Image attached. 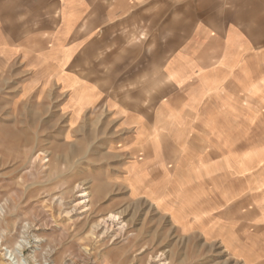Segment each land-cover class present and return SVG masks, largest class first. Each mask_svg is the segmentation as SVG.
I'll list each match as a JSON object with an SVG mask.
<instances>
[{
    "label": "rangeland",
    "instance_id": "1",
    "mask_svg": "<svg viewBox=\"0 0 264 264\" xmlns=\"http://www.w3.org/2000/svg\"><path fill=\"white\" fill-rule=\"evenodd\" d=\"M11 22L0 19V262L264 264L199 232L208 202L186 185L184 163L204 151L194 143L206 131L169 127L167 117L164 131H136L125 85L94 83L88 61L73 67L54 52L39 21L27 33L11 31ZM71 73L79 76L73 86ZM257 118L256 139L264 135ZM84 192L90 201L79 207ZM111 213L121 220L109 232L94 227Z\"/></svg>",
    "mask_w": 264,
    "mask_h": 264
},
{
    "label": "crops",
    "instance_id": "2",
    "mask_svg": "<svg viewBox=\"0 0 264 264\" xmlns=\"http://www.w3.org/2000/svg\"><path fill=\"white\" fill-rule=\"evenodd\" d=\"M0 19L25 33L39 21L54 52L88 61L94 83L125 85L136 131L160 132L161 117L206 131L184 163L208 202L199 232L234 257L264 258V0H0Z\"/></svg>",
    "mask_w": 264,
    "mask_h": 264
},
{
    "label": "bare ground",
    "instance_id": "3",
    "mask_svg": "<svg viewBox=\"0 0 264 264\" xmlns=\"http://www.w3.org/2000/svg\"><path fill=\"white\" fill-rule=\"evenodd\" d=\"M81 196H83L84 197V199L83 200H81V201H79L78 203H76L75 205H77V206H82L83 204H85L86 202H88V201H90L89 199H88V196H89V193L88 192H84V193H82L81 194ZM56 199H57V197H55ZM54 198V199H55ZM62 202V201H61ZM85 207V206H84ZM4 212V207H3V205L2 206H0V221H1V215H2V213ZM75 212V211H74ZM120 220H121V217H120V215L119 214H117V213H111L109 216H107V217H105V218H102V219H100L97 223H96V225L94 226L95 228H101V229H104V233H107V232H109V230H111V228L114 226V225H116L117 224V222H120ZM26 228V227H25ZM96 229V230H97ZM23 232H26V230H24ZM26 245H27V241L25 240V239H22L18 244H17V246L16 247H14V251H13V254H15V256H14V259H16V255H18V257H20L21 258V252L23 251V248L24 247H26ZM12 255V254H11ZM51 254L49 253V256H50ZM13 259V260H14ZM0 264H5L4 262H0Z\"/></svg>",
    "mask_w": 264,
    "mask_h": 264
}]
</instances>
